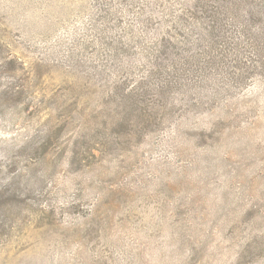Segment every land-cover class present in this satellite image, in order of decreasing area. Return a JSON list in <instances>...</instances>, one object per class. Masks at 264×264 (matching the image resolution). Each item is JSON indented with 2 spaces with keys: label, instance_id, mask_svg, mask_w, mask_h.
Masks as SVG:
<instances>
[{
  "label": "rangeland",
  "instance_id": "1",
  "mask_svg": "<svg viewBox=\"0 0 264 264\" xmlns=\"http://www.w3.org/2000/svg\"><path fill=\"white\" fill-rule=\"evenodd\" d=\"M150 1L0 0V264H264V56L162 87Z\"/></svg>",
  "mask_w": 264,
  "mask_h": 264
},
{
  "label": "trees",
  "instance_id": "2",
  "mask_svg": "<svg viewBox=\"0 0 264 264\" xmlns=\"http://www.w3.org/2000/svg\"><path fill=\"white\" fill-rule=\"evenodd\" d=\"M192 1L193 10L191 14L189 12L188 14L184 8L174 9L173 6L168 8V0H151L150 3L157 8L156 13L154 15L149 13L154 9H146L143 5L135 17L136 23L132 26L133 28L126 33L128 34L126 42L123 41L126 50L138 48L146 52L147 58L152 60L155 58L159 74L163 75L159 81L162 87L170 83L176 85L180 80H187L186 73L189 71L187 65L192 66L194 62L195 64L204 62V48L202 51L191 52L189 43L193 45V42H190L184 35H189L191 38L195 36V45L201 48L198 41L206 40L203 36V32L206 31L208 37L210 36L208 39L211 41V47L213 46L209 50L213 58H218L219 62L221 60H226L228 63L232 61L231 65H237L238 69L247 61H262L256 58V55L264 56V0ZM151 20L158 23L156 27L158 30L153 36L148 35L146 31ZM203 21L206 22L205 25L202 24ZM197 27L200 30H197ZM193 30L198 32L188 34V31ZM184 44L189 52L186 55H174L175 50L172 51V49L177 48L182 52L181 48ZM170 52L177 57H164ZM158 59H166V61L161 64L157 62ZM258 70L262 73L264 67H259ZM7 192V189H0V198Z\"/></svg>",
  "mask_w": 264,
  "mask_h": 264
}]
</instances>
